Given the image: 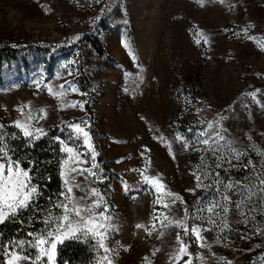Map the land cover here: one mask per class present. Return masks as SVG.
Wrapping results in <instances>:
<instances>
[{
    "label": "rangeland",
    "instance_id": "1",
    "mask_svg": "<svg viewBox=\"0 0 264 264\" xmlns=\"http://www.w3.org/2000/svg\"><path fill=\"white\" fill-rule=\"evenodd\" d=\"M260 45H264V0H203L202 5L199 0H0V119L5 127L20 132L13 121L31 112L38 117L33 126L46 133L33 142L51 133L59 144L56 137L68 142V125L86 122L81 127L87 126L98 153L95 171L105 179L101 183L73 174L74 183L80 185L73 192L76 197L90 195L92 188L103 193L114 225L107 241L115 249L114 264H147L145 257L151 264H176L169 257L177 247V232L189 244L192 264H264V237L248 217L244 223L235 199L229 205V228H223L218 217H213L216 225L208 224L209 214L202 213L209 230L201 235L210 248L200 247L191 232L184 236L182 229L161 228L159 222L151 235L136 227L152 229L157 207L156 193L143 183L141 171L159 175L167 189L182 197L183 203L173 206L177 218L185 207L194 213L198 199L205 206L213 200L215 186L196 187L194 173L205 171V164L224 176L249 175L244 184L261 187L264 48ZM61 85L66 92L62 100L48 91L59 92ZM72 86L78 91L71 92ZM71 101L83 106L72 107ZM209 122L225 138L217 155L231 159V165L223 162L216 169V158L197 144V130L212 133ZM178 135L191 146L186 149ZM230 148L246 155L236 160ZM76 150L88 152L82 140ZM61 153L66 159L67 154ZM86 158L89 164L83 167L90 168V152ZM249 160L252 165L245 168ZM32 183L37 185L33 177ZM194 188V193L189 191ZM232 191L237 196V188ZM59 199L33 206L41 211L38 227L29 232L44 227L49 211L60 214V209L52 208ZM26 247L32 261L24 264H35V251ZM96 259L95 255L91 264ZM41 264H47L46 258Z\"/></svg>",
    "mask_w": 264,
    "mask_h": 264
},
{
    "label": "snow or ice",
    "instance_id": "2",
    "mask_svg": "<svg viewBox=\"0 0 264 264\" xmlns=\"http://www.w3.org/2000/svg\"><path fill=\"white\" fill-rule=\"evenodd\" d=\"M99 2V0H97ZM201 5L203 0H199ZM223 2V0H221ZM247 31V29H245ZM249 39H253L249 37ZM207 42V40H205ZM264 48V45H260ZM71 75V73H69ZM61 91L53 92L51 88L48 91L61 100L66 95L64 85L60 86ZM71 92H77L74 86L69 89ZM259 92V89L256 90ZM256 92L249 93L252 98L256 99ZM83 94V93H81ZM259 103V100H256ZM70 106L76 107L77 105L83 106L79 101L69 102ZM67 106V105H66ZM30 107V105L28 106ZM22 111V110H21ZM44 112L43 109L40 110ZM23 114V113H22ZM46 115V112H45ZM38 117L33 116L31 112L24 115L23 119H17L13 121V126L20 130L22 137L29 141V143L40 139L42 135H46L40 128H35L32 124L33 120ZM86 122L81 121L79 123H73L68 125L69 135L68 142L66 143L60 137H56V140L62 145L61 152L67 154V158L61 161L60 176L64 183V188L60 191V199L52 204L53 209H60L59 215H53L51 211L43 218L44 227L39 232H28L27 236L32 237V240L13 239L9 240L8 244L4 247V264H24L25 261H32V257L27 255L25 251V245L28 248L35 251V264H41L46 258L47 264H56V258L58 255V245L63 244L65 240L77 239L84 240L85 242L91 240L93 242V250L97 257L96 264H114L113 256L116 254L115 249L109 247L107 241L109 234L114 230V225L111 223L112 218L107 215L108 206L104 200L102 192L96 188L90 190V195L76 197L73 188H80L79 184H75V175H87L92 176L98 182H103L104 177L97 174L95 171L98 168L96 163V157L98 153L95 150L91 133L87 129V126L81 127V124ZM4 125L0 124V129ZM208 129H213V122H209ZM192 131V129H189ZM163 139V137H160ZM177 139H184L181 136H177ZM225 138L220 135V131L213 129L212 133L201 132L197 130L195 140L197 144L206 146L203 150L210 151L216 158L215 168L220 169L223 167V162H227L231 165V159H228L224 155H217L218 151L223 147L220 141ZM251 139V137H249ZM83 142V147L90 152L91 155V167L85 168L83 165L89 164V160L86 158L88 152H80L76 150V143ZM231 145V141H228ZM191 146V142L184 139V147L187 149ZM201 150V149H197ZM169 151L171 154V146L169 145ZM230 151L234 154L233 158L239 160L241 156L246 153H241L235 148H230ZM264 155V153H258ZM173 158L174 154H173ZM204 160V157H201ZM119 163L120 161H116ZM75 165V166H73ZM248 165H252V161L249 160ZM205 171L200 174L194 173L196 177V187L209 189L215 186L216 192H220L222 180L220 178L219 171H212V166L205 164ZM30 169H25L19 159L14 158L12 149L7 144L4 135L0 134V224L6 220L15 219L22 212L28 211L30 208L34 212L41 211L39 207L33 208V205L38 203V198L41 195L38 185L32 183V176L30 175ZM102 173L103 170L100 169ZM141 177L143 183L148 184L156 193V199L154 204L157 207L154 209V215L152 217V229L146 227L143 224H137V228H143L149 235L156 228V223L159 222L161 228H178L183 230V235L188 236L189 232L195 237L197 244L200 247H208L211 245L204 243V237L201 235L202 231L209 230L204 227V216L202 213L205 211L209 214L207 223L216 225L217 220L213 217H219L223 228H229L228 215L230 212L229 205H231L232 199L226 194H222L219 200L213 199L206 206L198 199L197 206L194 213H189L187 207L184 209L182 217L177 218L173 215V206L177 201L183 203L182 197L177 193L171 192L167 189L163 180L159 175L150 176L145 171H141ZM209 181L205 184L203 181ZM259 184L261 187L258 191L264 194V179H260ZM127 190V185H124ZM254 187V186H253ZM225 191L240 188L247 190L248 196L245 199L250 200L252 196L257 193L252 191V188L247 185H241L239 182L233 184L229 182L224 185ZM191 192H195L196 189H189ZM95 197V199H91ZM49 202H52V198L49 197ZM91 199V203L87 201ZM245 200L241 199L235 202V209L239 211L240 216L245 217L244 223H247V217L244 211L241 209L245 207ZM102 209V210H101ZM161 209H166V212H161ZM31 219V217H29ZM191 228H189V222ZM196 221H200L197 223ZM24 223L23 220L20 221ZM2 235V234H0ZM165 233L159 232V236L163 237ZM175 240L177 247L170 253V259H175L176 264L187 256L188 259L184 261V264H192V254L188 251L189 244L186 243L180 232L175 234ZM218 242V241H217ZM156 249L153 252V256L158 252ZM101 252L103 254H101ZM111 253V255H109ZM203 261V256H200ZM147 264H151V261L145 257ZM226 264H231L230 261Z\"/></svg>",
    "mask_w": 264,
    "mask_h": 264
},
{
    "label": "trees",
    "instance_id": "3",
    "mask_svg": "<svg viewBox=\"0 0 264 264\" xmlns=\"http://www.w3.org/2000/svg\"><path fill=\"white\" fill-rule=\"evenodd\" d=\"M0 124H2L1 119ZM0 131L12 149L14 158L19 159L25 169L31 170L30 174L39 186L41 195L38 198V203L35 205L48 206L50 204L49 197L52 200L54 198H60L59 193L63 189L60 176L63 155L61 153V145L52 139L53 134L50 133L49 136L38 142L29 143L28 140L22 137V134L18 130L12 127L4 126ZM220 178L223 182L220 192H216L215 187L211 190L213 199L219 200L222 194H226L236 201L244 199L246 217H248L250 223L256 226L254 228L259 232V235L264 237V194L258 191L257 184L249 185L252 191L257 194L248 200L245 199L248 196L247 190L237 188L236 196L233 195L236 191L228 190L226 192L224 185H227L229 182L233 184L239 182L242 185L249 179V175L228 177L221 173ZM39 217L40 215L30 208L28 211L22 212L15 219H9L0 224V234H2L0 235V250L2 251L3 246H6L9 240H30L31 238L27 236V233L32 227H38ZM21 220L24 221L23 224L20 223ZM218 220L220 221L219 217ZM30 251L34 253V250L30 249ZM94 256L95 253L91 243L73 239L59 247L58 264H91Z\"/></svg>",
    "mask_w": 264,
    "mask_h": 264
}]
</instances>
